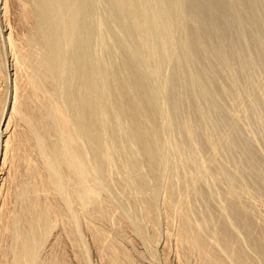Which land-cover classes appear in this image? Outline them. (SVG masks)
<instances>
[{
    "label": "bare ground",
    "instance_id": "1",
    "mask_svg": "<svg viewBox=\"0 0 264 264\" xmlns=\"http://www.w3.org/2000/svg\"><path fill=\"white\" fill-rule=\"evenodd\" d=\"M85 1L86 0H0V264H89L88 253H87L88 252V250H87L88 242L92 246L95 257L98 259L100 264H137L138 262L137 263L135 262L131 253L128 251L129 247L127 248L128 249L127 250L125 245L120 244V242L122 240L119 242V238L122 239L124 237L123 239H125V237H128V235L131 234L129 232L133 231V233H137L134 235H137V237L140 236L139 239L141 238V240H139V241H142L144 243V245H145V243L147 245V244H152L153 242H156V237L158 236L157 235V229L158 228H157V226L155 227L156 222H154V220L156 221V218H155V216L150 215V212L153 210L155 213L154 209L158 208V207L152 206L151 202H149L150 200H152L151 198L153 196L151 198L149 197L150 200H148L146 198V195L148 193L145 195L143 193L146 190L144 186H147L149 189L151 184L149 186L146 184L152 183V181L150 180L151 182H148V180H146L147 176H145L146 179H145V177H143V179L146 180L147 182L145 183L143 181L145 183V185L142 182V178L139 176V175H141V173L139 174V172L137 171L138 170L137 168L139 167L137 165L140 164L141 162L138 164H137V162L135 163L137 165L134 166L133 168L137 169L136 172L134 171L135 174L136 173L137 174L136 175L133 174L134 176L131 173L132 170L130 172V170H129L130 168L127 166L128 164L123 162V166H124V164H126V166L128 168L127 171H129L127 173H129L130 175L125 176V174L127 175L126 172H125V174H124V172H120V173H123L124 175H122V177H118V178H122V179L114 178L115 176L118 175L117 174L118 172L115 173L116 175L113 172L114 177H113V175L111 176L110 174L106 175L107 172H105V170L107 168L103 167V165L108 166V165H110V163L116 164V162L114 163L111 161H114V159H113L114 154L112 152L117 147L116 145L118 143L117 142L118 140L113 141L112 140V139H114L113 137L111 139L112 140L111 143L113 144V142H115V144H116V145L114 144L115 148L113 151H111V149H113V148H109V147H113V145L110 146L111 144L109 143L110 145L108 146L105 143L106 141L108 142V139L111 138V136L109 138L107 137L108 138L107 139V138H105L106 136L103 135V136H105L103 138L102 134H103V132H104V134L106 132L105 131L102 132V130L104 129V126H103V129H100L101 123H99L100 117H102L101 113H103V112H101V110H102V106L104 105L103 104L104 102L102 101L101 104H103V105H100L101 100H100V98H98L99 95L97 93V89L99 88L101 90L103 87H101V85H100L101 88L97 87L98 85H97V83L96 84L94 83L95 79H93L95 74L93 76H91L93 73H90L91 75L88 73V72H90V69L88 67L92 68L88 64L90 62L87 63L88 66H86L87 68L85 67L86 71H84L83 66L86 64L85 62L89 59L86 60V58H84V61L86 60L84 62L83 61V53L86 54L85 51L87 49H90V48H88L89 46L85 47V50L83 51V49H84L83 46L85 45V43H82L83 44V45H81L82 48H80L82 50L80 51V49H78L79 46L76 45V41H75V40L80 39L81 38L80 36L83 35L80 31L83 30L82 28H85V27L80 28L82 25H85L86 28L88 27V30H89V26H88L89 23H88V25H86L87 23L83 22V21H86V19H87V18L85 19L86 16L85 17L83 16L84 18L82 16H80V14H81L80 8H81L82 4L84 5V3H86ZM106 1L109 4L108 6L109 7L111 6L110 11H113L112 13H113L114 17L116 15L115 13H117L118 17L120 18V20H118L119 19L118 17H117L118 19L115 18L116 21L117 20L122 21V23H124L126 28H128V30L132 33V35H134V33H136V37H135L136 39H137V37H139L140 41L138 43L140 44V48H137L136 50L142 49V51L143 50L147 51V52L149 51L148 53L150 54L152 51V48H153V44H150V43L153 42L154 37L159 36L157 41H159L161 43L162 40H159V38H161L162 35L164 36L166 34H169V33H166L165 29L161 30V31H165L164 33H166V34H164V33L160 34L161 33L160 29H161V27L163 28V26L161 25V27H160V25H159L160 23L158 21H160L162 24H165L166 22L170 23V21L167 20L168 18L166 17V15L168 14V12L172 13V11H170L172 7H173L172 10L175 9V7L172 6L174 3L173 2L174 0H172L171 2L167 0V2L169 4L167 6H166V4L164 5V3H163V2H165L164 0H158L160 2H157V5H159L160 7H156V8L154 7V6H156V2H155L156 0L152 1V3L150 2V0L149 1L148 0L147 1L146 0H106ZM248 1L250 2L251 0H245V2H246L244 4L245 6H247L246 4L248 3ZM254 1H256V0H254ZM254 1H252L250 3V6L253 5V9L255 7L257 9L258 5L256 4L257 6L256 5L254 6ZM259 1H261V0H259ZM178 2H179V0L175 1V3L177 5H178ZM209 2H210V0H209ZM240 2L241 1H239V3ZM261 2H263V1H261ZM158 3H161V4H158ZM206 3H205V5H206ZM231 3L233 4V2H231ZM211 4H212V2L208 6L209 7L212 6ZM177 5H175V6H177ZM207 5H206V9L211 10V8H207L208 7ZM237 5L238 4H235L234 7H236ZM263 5H261V6H263ZM214 6H217V5H215V3H214ZM241 6L242 5L239 4L240 8L244 7V6H242V7ZM217 7H219V6H217ZM217 7H215V8H217ZM231 8H233V7L231 6ZM176 9L179 11V8H176ZM176 9H175V11H177ZM220 9H218V10L221 11ZM218 10H217V13H219ZM247 10H249V13H251L252 16L248 12H245ZM247 10L243 11V16L246 15V13H248L249 16L246 15L247 17H245V16L243 17L241 11H240L241 12V15H240L239 14L240 12H237V10H236V15L238 13L239 17H238V15L236 17H235V15L233 16V14L235 13V10H233V12H232L233 14L232 13H230V14H232L233 18L235 17V19H238V18H239L238 20L243 19L242 21H244V22L240 21L241 24L239 22V25L240 26L242 25V27H244L247 24V23H245L246 18H247V21L252 19L250 21V24L251 23H253V24H251V25L247 24V27L251 28L253 30L252 32H253L254 36L255 37L257 36V38H258L257 39L253 36L256 40H258V42H259V43H257L258 45L256 43H253V41L255 39L252 40L249 38L250 39L249 42L252 40L251 43L256 44L255 48H254V49H256V50H254V52L256 51V53L251 55L250 50L252 49L251 47H253V44L246 42L248 44V46L246 45L245 48L247 47L246 49L247 50L249 49L250 54L248 53V51L246 49L245 50L247 52L242 51L241 49H243L244 46H243V48H242V46H240L241 47L240 50L242 52L237 50L238 52H240L239 54H241V55L237 54V56L239 57V59H242L240 61H243L242 63L245 64L244 66H248L249 64L250 65L254 64L252 67L250 65L248 67H250L251 69H254L253 71H256L258 68L255 70V68H256L255 64L259 65V63L261 64L262 61L264 60V40H263L264 38H261L259 35H257V34H259V33H257L258 30L255 28L253 29V27H254V25L257 26L259 24H260L259 27H261L262 25L264 26V24H263L264 23V17L260 18L261 15H264V11L262 12L263 14L261 13V11L264 9L261 10V7L259 9V6H258V9H257L258 12L257 13H255V11H256L255 9H254L255 11H252V12H250L251 9L247 8ZM85 11H87V10H85ZM214 11H215V9L213 10V8H212L211 12H209V11H207V12L214 15ZM222 12L224 13V11H222ZM253 12L255 15L261 13L260 16L257 15L258 18L256 16V18H257L256 20L259 19L258 21H254L255 16L253 15ZM109 13L111 14V12H108V14ZM175 13L176 12L173 11V14H175ZM86 14L87 13H85V15ZM173 14H171V15H173ZM113 15H112V17H113ZM171 15L169 14L168 17L169 16L172 17ZM218 15L219 14H217V16ZM223 15L222 14L220 15L221 16L220 19L222 17H224ZM226 15H225V17H227ZM79 16L82 18L80 19ZM240 16H242V18ZM173 17H175V15ZM215 17H214V19H216ZM88 18H91V17H88ZM164 18H165V20H164ZM83 19H85V20H83ZM173 19H175V18H173ZM177 19H179V18L177 17ZM181 19L183 20V18H181ZM238 20H236V21H238ZM222 21H224V20H222ZM259 21H260V23H258ZM232 22H230V23H232L233 27L236 26L234 23L235 20ZM255 22H257L258 24H255ZM261 22H263V23L261 24ZM172 23H173V21H172ZM177 23H179V22H177ZM243 23H245L244 26H243ZM120 25L122 27L123 24H121V22H120ZM216 25H217V23H216ZM173 26H172V28H173ZM219 26H223V25H219ZM219 26H218V29H219ZM240 26H238V24H237V27H240ZM263 26H262V30L260 32V35L262 32H264ZM151 27H154L155 30H157L156 28L160 27V29L158 28L160 32H157L158 31L157 30L156 36H153L152 31H150ZM223 27H221V29ZM86 28H85V30H83V32L86 31ZM100 28H101V26H100ZM154 28H152V29H154ZM256 28H258V26ZM124 29H122V30H124ZM226 29H227V27H226ZM240 29H241V27H240ZM245 29H246V26L244 27V29L242 28V31L244 30L243 32H245ZM247 29H246V31H247ZM90 30H91V28H90ZM128 30H126V31H128ZM229 30H230V28H229ZM256 30H257V32H254ZM222 31L224 32V30H222ZM92 32H93V30H92ZM95 32L98 33L99 29L97 31L95 30ZM236 32L238 33V31H236ZM243 32H241V33L243 34ZM97 33H96V35H98ZM233 33L235 34V32H233ZM237 33H236V35H238ZM248 33H250V31H248L245 34V36L243 34L244 37L242 39H244L246 36L249 37L250 35H248ZM100 34H101V32L99 33V35ZM263 34L264 33H262V35ZM172 35H173V32H171V35H168L169 38H170V36L172 37ZM83 36H85V33ZM83 36L80 40L84 39ZM77 37H80V38H77ZM148 37H150V38L152 37L153 38V39H151L152 41H150ZM237 37H239V36H237ZM88 38L89 37L85 38L86 42H87V40L90 39V38L89 39ZM165 38L166 39L168 38L167 35L165 36ZM165 38L162 37L163 40H166ZM224 38H225V35H224ZM227 38H229V37H227ZM251 38H252V35H251ZM155 39H157V37ZM259 40H263V41H261V43H260ZM84 41H82V42H84ZM148 41H150V42H148ZM219 41H220V39H219ZM228 41H229V39H228ZM98 42H100V41H98ZM164 42L162 43V45L161 44L159 45V46H161L160 48L164 47V45L167 43V42H165V44H164ZM201 43H203V42H201ZM210 44H208V45H210ZM217 44H215V46H217ZM220 44H221V42H220ZM238 44H242V43L239 41ZM105 45H107V44L105 43ZM212 45H214V44H212ZM74 46H76V47H74ZM235 46H236V44H235ZM235 46L233 45V47H235ZM249 46H251V47H249ZM73 48H76L79 50L78 54L76 53L77 55L75 53H73V51H72ZM222 48H223V46H222ZM229 48H226V51ZM236 48L238 49L239 47L236 46ZM155 49H156V47H155ZM223 49H221V50H223ZM218 50H220V49H218ZM218 50H217V52H220ZM231 50L233 51L234 48ZM93 51H96V50H93ZM252 51H253V49H252ZM138 52L139 51H137V53ZM223 52H224V50H223ZM143 54H144V52H143ZM185 54H186V52H185ZM151 55L152 54H150V56ZM216 55H217V53H216ZM219 55H220V53H219ZM224 55L222 56L223 58H225ZM146 56H149V55L147 54ZM208 56H209V54H208ZM234 56L236 57V54ZM234 56H232L233 59H234ZM90 57H91V55H90ZM227 57L229 58V56H227ZM214 59H217V58H214ZM219 60L223 61V59H219ZM82 62L85 63V64L83 63L84 64L83 66H82ZM225 62H226V60L222 63H225ZM218 63H220V62H218ZM233 64H234V62H233ZM92 65H94V64H92ZM126 65H127L126 67H129V66L131 67L130 62H127ZM141 65H143V64H141ZM145 65H146V63H145ZM223 65L225 67L227 66L226 64H223ZM215 66H216V64H215ZM219 66H221V65L219 64ZM229 67L227 68V71L229 70ZM147 68H148V66H147ZM237 68H239V67H237ZM87 70H89V71H87ZM134 70H135V68H134ZM217 70H219V69H217ZM223 70H224V68H223ZM246 70H247V68H246ZM248 70H247V72H248ZM250 70H249V72H250ZM260 70H261V68H260ZM260 70H259V72H260ZM227 71H226V73H227ZM234 71H236V70H234ZM91 72H93V71H91ZM122 72H123V70H122ZM128 72L130 73L129 70H128ZM137 72L138 71L136 69V73ZM107 73H108V71H107ZM254 73H258V71L254 72ZM202 74H203V72H202ZM74 75H75V77H77L79 79V84H80V86L82 85L84 92L82 93L81 96L78 94L80 96L79 98H77L78 96H76V98L73 96L74 102L75 101L76 102L71 104L70 99H69L70 103L68 102V97H70L69 96L70 95L69 92L71 91L70 85H72L71 84L72 82H70V80H72L74 78ZM129 75H131V77H132V74H129ZM251 75H252V77H250ZM253 75L256 78H254ZM256 75L250 74L248 76H249V78H251V80H254L255 82H257L256 79H258L260 81V84L258 81V83L257 84L254 83L255 84L254 85V84H251V82H252L251 81V82H248L247 85L245 84L247 86L245 89H244L243 85H241L242 90L237 85H234V87L232 86L233 89L231 88V86L221 89V87L218 84V86L221 90L218 89V92L219 91L220 92H219L217 99L220 98V96H224L223 94H225L224 98L229 96V97H227V98H230L229 103L231 104V106H229V107L231 109H233L234 111L236 110V112H233L230 108L229 109L231 111H229V109H228V112L235 113L234 117L236 116V113L238 111H240L238 113H242L241 114L242 116L240 115L241 117L245 116L243 114H246V113L248 114L247 111L249 109H252V112H253V110L257 111V109L264 112V82H263V79L260 80L258 78V76H256ZM126 76H128V75H126ZM131 77L128 80L132 79ZM138 77H140V76L138 75ZM138 77L135 80H133V79L130 80L129 85L132 84L130 87L126 86L128 84V82L126 84V83H122L123 81H121L122 84H126L124 87L125 88L127 87L126 88L127 91L123 93V95H124L122 97L123 99L120 97L122 99V101L119 98V99H117V102H119L118 103L119 107H121V105L123 103L124 109H126L125 113H128L127 111H129L130 116H129V113L127 116L130 117V118L128 117L130 119V123L128 122L127 125L129 124L128 129L130 128L128 131V132H130L129 134L131 136H133V137H131L133 140L132 143L136 144L139 147V149H137V150L140 151L141 155L144 158V160L142 159V162L145 161V163L148 164V165L147 164H145V165L149 166V168L152 169L153 167L156 168L158 161H161V160H159V157H160L159 156L160 153L158 152L159 148L156 146L155 142L153 141V136L155 134L153 135L151 133L152 131H150V128H149V124L151 127L152 126L151 123H153L151 121V116H153V114L151 115L150 113H154L155 116L158 113L154 112L157 110H153V107H151L152 106V104L150 103L151 98L149 99L150 102L147 100L148 95L146 96L147 97L146 100L143 99L147 103V104L145 103L146 105H145L144 110L146 113H149L151 115V116L150 115L148 116L149 118L147 117V115L145 116L148 118V120H150V121H148V120H145V121L151 122V123L146 122L148 127L146 126L145 122H142V120H141L142 115L140 114V112L135 111V110H137V108L135 109V103H133L132 102L133 100H131L133 97L131 98L129 95H134L131 93V91H136V93L139 94V92H141L144 88H146V87H144L145 82L142 79H139ZM230 77H231V75H230ZM234 77H235V75H234ZM262 77H263V75H262ZM94 78H96V77H94ZM151 78H153V76ZM252 78H254V79H252ZM128 80H125V81H128ZM228 80H229V78H228ZM106 81H108V80H106ZM214 81H215V79H214ZM235 82L237 83V80H235ZM235 82L232 81V83H235ZM219 83H221V82H219ZM227 83H229V82H227ZM232 83H230V84H232ZM116 84H117L116 87L120 89L121 86L118 83H116ZM118 85H119V87H118ZM114 86H115V84H114ZM236 87H239V88L235 89ZM129 88H131V89H129ZM226 88H230V89H226ZM104 89L105 88H103L102 91ZM114 89H115V87L112 89V91H111L112 93H113ZM100 90H99V92H100ZM118 93H119V90H118ZM118 93L116 91V95H118V97H119V94H121V93H119V94ZM128 93H130V94H128ZM133 93H135V92H133ZM166 93H168V92H166ZM101 94H102V92H101ZM101 94H100V96H102ZM114 94H115V92H114ZM199 94H201V93H199ZM103 95H105V94L103 93ZM116 95H115V97H116ZM96 97H97V99H96ZM135 97H134V99H137ZM137 97L139 98V95ZM140 98H142V97H140ZM111 100H113V99H111ZM117 102H116V104H117ZM217 102H219V100H217ZM224 102H226V101H224ZM111 104H112V102H111ZM219 105H220V102H219ZM219 105H218V107H219ZM157 106H159V105L157 104ZM221 106H222V103H221ZM256 106H258L260 108L256 109ZM119 107L117 105L118 109H119ZM122 108L120 109L121 112H122ZM223 108H221V109H223ZM225 108L227 109L228 107H225ZM113 109H114V107H113ZM155 109H157V108H155ZM108 110H109V108L106 111H108ZM255 111L253 113H255ZM109 112L110 111H108V113ZM123 112H124V110H123ZM244 112H246V113H244ZM252 112H249V113L251 114ZM117 113H119V112H117ZM260 113H262V112H259V115H260ZM111 114L112 113H110V115ZM223 114H224V112H223ZM252 114H251V117H253ZM99 115H100V117H99ZM229 115H230V113H229ZM105 116H106V113H105ZM112 116L113 115H111V118L109 117V119H111V120H109L108 122H110V123H111L112 119H116V118H112ZM232 116H233V114H232ZM237 116H236V119H237ZM256 117H257V115H256ZM119 118H120V116H119ZM155 118H157V117H155ZM231 118L233 119V121ZM245 118H242V119H245ZM236 119H235V122H236ZM239 119H240V117L238 118V121H239ZM242 119L240 120V122H242V124H243ZM102 120H103V117H102ZM102 120H101V122H102ZM220 120H222V119H220ZM228 120L234 122V118L231 117V115H230V119H228ZM247 120H249V119L247 118ZM119 121H121V120H119ZM114 122H115V120H113V123ZM113 123H111V124H113ZM223 123H224V121H223ZM229 123H228V127H231L229 125ZM237 123H235V124L237 125ZM238 124L240 125V123H238ZM153 125H155V123ZM198 125H200V124H198ZM108 126L109 125H107V127ZM152 127H153V129L156 128L154 126H152ZM234 127H233V123H232V128L234 129ZM232 128H227L226 132L228 133V129L231 132ZM241 128H243V127H241ZM156 130H157V128L154 130V133H156ZM208 130L209 129H207V131ZM106 131L108 132V129ZM118 131H119V129H118ZM254 131L255 130H253V132ZM159 132H160V130H159ZM240 133H241V131H240ZM115 134H117V133L115 132ZM119 134H120V132H119ZM197 134H199V133H197ZM233 135H234V133H233ZM120 136L118 139H120ZM203 136H206V135L203 134ZM116 137H117V135H116ZM199 137L201 138V136H199ZM215 137H217V136H215ZM102 138L106 139L105 142H104V140H102ZM155 138H156V136H155ZM203 138H205V137H203ZM211 138H213V137L211 136ZM188 139H189V137H188ZM221 139H223V138H221ZM221 139H219V140L221 141ZM224 139H226V138L224 137ZM236 139L237 138L235 137V140ZM244 139H245V137H244ZM257 139H259V138H257ZM123 140H124V138H123ZM212 140H210V141H212ZM232 141H234V140H232ZM129 142H131V140ZM204 142H205V140H204ZM219 142H217V143H219ZM243 142H245V140ZM196 143H198V142H196ZM227 143L229 144L230 141ZM236 143L237 142H235V144ZM240 143L241 142H239V145H240ZM245 144H246V142H245ZM231 145H232V143H231ZM242 145H244V144H242ZM242 145H240L241 148H242ZM120 146H121V144H120ZM120 146L118 148H120ZM190 146H191V144H190ZM232 146H234V145H232ZM122 147H124V146H122ZM164 147H165V145H164ZM199 147L201 148V146H198L197 149ZM215 148H213L212 150L215 151ZM229 148H226V149H228L227 150L228 152L233 150V149L229 150ZM236 148H238V146ZM129 149L130 148L128 147L127 150H129ZM226 149H224V150H226ZM202 150H204V149L202 148ZM249 150H250V148H249ZM159 151H163V150H159ZM209 151H211V150H209ZM246 151L247 150H245L244 152H246ZM114 152H116V150ZM117 152H118V149H117ZM203 152H205V151H203ZM211 152L209 154H211ZM215 152L217 153L218 151H215ZM215 152H212V153L215 155ZM219 152L221 153V151H219ZM239 152H240V150H239ZM124 153H128V152H126V150H125ZM117 154H119V153H117ZM224 154H223V156H224ZM227 154H229V153H227ZM133 155H131V156H133ZM165 155H167V154L165 153ZM237 156H238V154H237ZM198 157H200V156H198ZM210 157H211V155H210ZM137 158L135 157V160H137ZM162 158H164V157H162ZM191 158H193L192 155H191ZM206 158L208 161V157H206ZM246 158H247L246 160H248V156ZM253 158H255V157H253ZM201 159H200V161H201V163H203L204 161H203V159L202 160ZM214 159H216V158L211 157L209 162L213 161L215 164L216 160L214 161ZM163 160L164 159H162V161ZM233 160H231V161L233 162ZM242 160H244V159H242ZM250 160H252V159H249L248 161L251 162ZM256 160H258V158H256ZM259 160H260V158H259ZM116 161H118V160L116 159ZM167 161H169L168 157H167ZM228 161H229V159H228ZM252 161H254V160H252ZM205 162H206V160H205ZM246 162L244 163L245 166H247ZM249 162H247V163H249ZM255 162H254V164H255ZM160 163H162V162H160ZM223 163H225V162H223ZM242 163L243 162H241L240 165ZM117 164L115 165L116 167L118 166ZM155 164H156V166H154ZM166 164H168V163H166ZM203 164H205V163H203ZM211 164L212 163H210V167H208L207 169H209L210 171L212 170L211 173L209 172V170H208V172H209L210 176L212 174L211 178L213 177L214 179H212L210 181L216 180V181H214V183H216V187H214V188L217 189V192H216L217 194L216 193L215 194L216 195L220 194V197H218V198H220L219 199V207L217 208L218 205L215 206L216 208L213 207L214 209H217V212H216L217 214H215V216H209V215L204 214V213L203 214H196V212H192L193 209H196L193 206L194 203L192 205L189 204L190 205L189 207L193 208L191 210L189 207H187V205H188L187 203H189L188 200L186 199L187 201H185V198L183 197L184 198L183 199L181 197V195H180L181 193L180 194L176 193L177 197H175L171 194H168L170 192H167V191L170 188L169 189L167 188V191H166L167 192L166 194H168V195L165 196L163 194L165 197L163 196L164 198L163 197L161 198L162 203L161 202L160 203L163 204V207L166 208V209L165 208L161 209V210L165 209V212L163 213L164 214L163 215V218H164L163 222L165 223V225L167 227L165 225L164 226L166 228H170L168 230L169 232L167 231L164 233L167 237V240L169 239L170 241H172V245H173L172 260H170V261H173V263L172 262L171 263L172 264H264V171L262 173H260V168H258L255 171H253L254 173L248 172L251 175L254 174L253 177H254V180H256V181H254L255 182L254 184H256L255 188H252L253 191L250 188V190H251L250 191V190H248V188L246 186L245 187L244 186H238V184L241 181L238 178L237 179L240 181H239V183L237 182L238 184H235V182H236V179H234L235 177H232V175L229 172L225 171L228 167L223 166L224 168H226L225 170H223V168L220 167V166H222V164L219 166V163H218V166L212 164L214 167L211 168V166H212ZM227 164H226V166H227ZM119 165H120V163H119ZM160 165L161 164H159V167H160ZM172 165H173V163H172ZM206 165H208V164H206ZM251 165H253V162H252V164H250V166ZM259 165H261V164H259ZM110 166H113V165L111 164ZM110 166H108V168H110ZM102 167H103V171H102ZM116 167H114V168L116 169ZM119 167H121V166H119ZM133 168H131V169H133ZM110 169L112 170V167ZM122 169L124 170V168H122ZM122 169H121V171H123ZM161 169L159 168L158 170H161ZM207 169H206V171H207ZM109 170H107V171H109ZM111 170H110V173H111ZM176 170H178V169H176ZM249 170L252 171L251 168ZM116 171H120V170L116 169ZM147 171H149V173L151 172V170H147ZM230 171H231V173H233L232 168ZM101 172H102V174L104 172L103 175H104V177L107 178L106 179L107 182L117 186L116 188L120 187L122 189V192H125V193L129 192L131 194L132 191H130V189H131L132 185H134V187H132L133 189H131V190H133V192L135 190H137L135 193L138 194V192H139L140 196L137 195L139 197L138 201H137V198H134V197H133V200L136 204L141 203L142 207L139 206L141 208V210L139 211V214H141L142 208H143V212H142L143 216H141L142 214L139 216L138 215L136 216V214L134 216V214H132L135 217V218H132L133 216L131 214H129V215H131V216H129L126 212H124V209H123V211H119L117 206H115L117 203L115 205H113L114 203L109 198H107V196H105L107 194H105V193H104L105 195L103 194V192H106L107 188L104 187L105 184H103L101 182V180H99ZM153 172H151V173H153ZM159 173H161V171ZM181 173H182V171H181ZM102 174H101V178H102ZM155 174L156 173L151 174L152 177L155 176ZM158 174H156V175H158ZM163 174H164V172H163ZM175 174H177V172ZM178 174H180V173H178ZM241 174H239V175H241ZM171 175H172V173H171ZM183 175H186V179H187V177H188L187 174L184 173ZM198 175H199V173H198ZM123 176H125V177H123ZM142 176H144V174ZM159 176H160V174H159ZM179 176L178 177L176 176V177L179 179ZM233 176H235V175H233ZM162 177H160V178H162ZM171 177L172 176H170L169 178H171ZM194 177H196L195 174H194ZM148 178H151V177H148ZM153 178H151L153 181L158 179V178L155 179V177H153ZM206 178L208 180V176L205 177V179ZM180 179H182V178H180ZM188 179H189V177H188ZM188 179L186 181H188ZM180 181L178 180L177 184H179L181 186ZM189 181H191V180L189 179ZM103 182H104V180H103ZM182 182H183V179H182L181 183ZM192 182H194V181H192ZM173 183H175V181ZM185 183H187V182H185ZM129 184H132V185L129 186ZM211 184L212 183L210 182V185L208 184V186L212 187ZM241 184H243V183H241ZM161 185H162V183H161ZM172 185L174 186V184H172ZM201 185H202V183H201ZM106 186H107V183H106ZM154 186H153V189L160 188L158 185H157L158 187L156 186V188H154ZM111 187H112V185H111ZM183 187H185V186H183ZM104 188H106V189H104ZM142 188L144 190L143 192L141 191ZM180 188H181L180 191L184 189V188L182 189V187H180ZM194 188H196V187H194ZM121 189H118V190H121ZM150 189H152V188H150ZM109 190H107V192ZM158 190H160V189H158ZM164 190H166V189H164ZM141 192L143 195L141 194ZM151 192H153V191H151ZM174 192H175V190H174ZM195 192H197V191H195ZM206 192L202 191V192H200V194L198 196H199V199H200V197L202 199H205L204 203L206 202L205 204L209 205L207 203V201H209V200H206V199H208L209 191L207 193ZM153 193H155V192H153ZM192 193H194V192H192ZM197 193H196V195H197ZM211 193L213 194V191ZM211 193H209V194H211ZM156 194H157V192H156ZM206 194H207V197H206ZM151 195H152V193H151ZM158 195H159V193L157 194V197H159ZM127 196L129 197L130 195H127ZM134 196H135V194H134ZM194 197H196V196L194 195ZM209 197H210V195H209ZM212 197H213V195H212ZM216 197H214L215 200H216ZM111 198H112V196H111ZM122 199H123V197H122ZM126 199H128V198H126ZM112 200H114V199H112ZM152 202H154V201H152ZM184 202L185 203L187 202L186 205L184 204ZM215 204H218L217 201L215 202ZM156 205H157V202H156ZM153 207H154V209H153ZM197 207L199 208V206H197ZM213 208H212V210H213ZM120 210H122V209H120ZM168 210H170V211L168 212ZM158 211H157V213H158ZM133 212H135V211H132L131 213H133ZM170 212L171 213L173 212V213L171 214ZM207 212H208V210H207ZM128 213H129V211H128ZM157 213H156V215H157ZM133 219L136 221H134ZM143 222L145 224L151 225L152 229L151 230L149 229V230L152 232H150V234L145 233L147 231H145L146 228L144 229V226H143L144 224L142 225ZM104 225H106V227ZM142 226H143V228H142ZM143 229H144V231H143ZM162 235L163 234H161V235L159 234V237ZM135 238H136V236H135ZM130 240H132L131 237H130ZM169 240H168V242H169ZM137 241L138 240H136V242ZM164 241H165V239H164ZM123 242H126V241H123ZM165 242L162 243L163 249L165 248V245H166ZM122 245L125 247H123ZM168 245L170 246V243ZM169 246H167V248H169ZM154 247H155V245H154ZM148 248H150V247H147V250H148ZM164 250H166V249H164ZM153 251H155V250H153ZM153 251L150 250V253L148 252L150 254L149 255L150 257L154 256ZM168 251H170V250H168ZM139 263H140V261H139ZM151 263H152V260H151ZM152 264H154V263H152ZM162 264H164V263H162Z\"/></svg>",
    "mask_w": 264,
    "mask_h": 264
},
{
    "label": "rangeland",
    "instance_id": "2",
    "mask_svg": "<svg viewBox=\"0 0 264 264\" xmlns=\"http://www.w3.org/2000/svg\"><path fill=\"white\" fill-rule=\"evenodd\" d=\"M147 1V0H146ZM149 1V0H148ZM152 1H154V0H150V2L152 3ZM165 2H163L164 3V5L166 4V6L167 5H169L168 4V2H167V0H164ZM168 1H172V0H168ZM175 1H178V0H174L173 2V5L172 6H174L175 7V9L176 8H179V11L177 10V11H175V9L174 10H172V8H171V10L170 11H172V13H170V12H168V14L166 15V17L168 18H166L167 20H169L170 21V23H165V24H162L160 21H158L160 24V27H161V25L163 26V28L161 27V29H160V27H158L159 29H160V31L161 30H164L165 29V31H166V33H169V34H166V33H164L165 31H161V33L160 34H166L167 35V39L165 38V36L166 35H162L161 36V38H159V40H162V42L160 43L159 41H157L158 40V37L159 36H156V33L157 32H160L159 31V29L158 28H156L157 30H155V28L154 27H151L149 30L150 31H152V35L153 36H156L157 37V39H155L156 37H154V39L151 37H148L149 38V40L150 41H152L151 39H153V42H151L150 44H153V48H152V51H151V53L150 54H152L151 56H150V54L147 52V51H142V49H138V50H136L137 48H140V44L138 43L140 40H139V37H137V39L135 38L136 37V33H134V35H132V33L128 30V28H126V26L124 25V23H122V21H118V20H120V18L118 17V15H117V13H115L116 15H115V17H114V15H113V11H110L111 10V6L109 7L108 5V2L106 1V0H86L85 2L86 3H84V5L82 4V6H81V8H80V12H81V14H80V16H86L85 17V19H86V21H83V22H85V23H87L86 25H88V23H89V30H88V27L86 28V26L85 25H82L80 28H82V27H85L86 28V31L85 32H83V30H85V28H82L83 30H81L80 32L84 35V33H85V36H83V35H81L80 37L82 38V36L84 37V39L83 40H80L81 38L80 37H77V38H80V39H78V40H75L76 41V45L77 46H79V48L78 49H80V48H82V46L81 45H83L82 43H85V45L83 46V51L85 50V47H88V48H90V49H87L86 51H85V53L86 54H84L83 53V61H84V58H86V60L87 59H89V60H85L84 62L86 63H84V62H82V66H83V68H84V71H86V66H88V64L94 69H92V68H90V67H88L89 69H90V72H88L89 74L90 73H93L91 76H93L94 74V77H96V78H94L93 77V79H95L94 81V83L96 84L97 83V87H100V85H101V87H103V88H105L103 91H102V89L100 90L99 88L97 89V93H98V98H100V105H103L102 106V110H101V112H103V113H101V116L103 117V120H102V117H100V115H99V117H100V120H99V123H101V127H100V129H103V126H104V129L102 130V132L103 131H105L106 133L104 134V132H103V134H102V136L103 135H105V136H103V138L105 137V138H109L110 136H111V138H107L108 139V142L106 141L105 142V140L106 139H103L102 138V140H104V142L106 143V145H110V146H112L113 145V147H109V148H113V149H111V151H113L114 150V148H115V142H113V144L111 143L112 142V140L114 141H116V140H118L116 143H117V147L115 148V150H116V152H112L113 154H114V157H113V159H114V161H111V162H116V164L119 162L120 163V165H119V163L117 164L118 166L116 167L115 165L116 164H113V163H110V165L112 164L113 166H110V165H108V166H110V168L112 167V170L110 169V168H108V166L107 165H103V167L104 168H107L106 170H105V172H107L106 173V175L107 174H110L111 176L113 175V172H114V174L115 173H117L118 175L117 176H115L114 177V175H113V177L114 178H118V177H122V175H124L125 174V172L127 173V172H129V171H127L128 170V168H127V166L130 168L129 170H130V172H131V170H132V175L133 174H135V172H136V170L139 172V174L141 173V175H139L141 178H142V182L144 181L145 183L147 182L146 180H148V182H151L152 181V183H147L146 185H150V187H149V189L150 188H152L153 189V186H154V188H156V186L158 185L160 188H158V189H160V190H158L157 188L156 189H148V187L147 186H144L145 187V191L143 190V188H142V192L144 193V195L145 194H147L146 195V198L148 199V200H150L149 199V197L151 198L152 196V200H150L149 202H151V204H152V206H154V207H158V208H155L154 209V207H153V209L155 210V213H154V211L152 210L151 212H150V215H153V216H155V218H156V221L154 220V222H156L155 224V227L157 226V237H156V242H153L152 244H147L146 245V243H145V245H144V243L142 242V241H139V240H141V238L139 239V237H137V235H134V234H137V233H133V231H130L129 233H131V234H129L128 235V237H125V239H120L119 238V242H120V244H123V245H125L126 246V249L131 253V255H132V257L134 258V260H135V262L137 263V264H150L151 263V260H152V263H154V264H162V263H164V264H172L173 263V261H170V260H172V248H173V245H172V241H170L169 239V242H168V240H167V237H166V235H165V233L164 232H167L170 228H166L167 226L165 225V223L163 222L164 221V218H163V213L165 212V207H163V204H161L162 202V200H161V198L165 195V196H167L168 194H171V195H173V196H175V197H177V195H176V193H181L180 195H181V197L183 198H185V201H187L188 200V202L189 203H187L188 205H187V207H189L190 205L189 204H193L194 203V208H196V209H193V208H190L191 210H192V212H196V214H207V215H209V216H215V214H217L216 212H217V209H214V208H216L215 206H217V208L219 207V199L220 198H218V197H220V194H218V195H216L217 193V189H215L214 187H216V183H214V181H216V180H213V181H210V180H212V179H214L213 177L211 178V176H212V174H211V176H210V174H209V172L211 173V171L209 170V169H207L208 167H210V163H212V164H214V162L212 161V162H209V160L211 159V157H214V158H216V159H214V161H215V164L214 165H217L218 166V163H219V166L222 164V166H220V167H222L223 168V170H225L226 168H224V167H228L230 170H231V168H232V172L233 173H231V171L227 168L225 171L226 172H229L231 175H232V177H235L234 179H236V182H235V184H238L239 183V181H240V185L238 184V186H246L247 188H248V190H250V188H251V190L253 191V189L252 188H255V186H256V184H254L255 182L254 181H256V180H254V174H250V173H254L253 171H255L256 169H258V168H260V173H262L263 171H264V112L263 111H260V110H258L257 108H260V107H258V106H256V109H257V111H255V110H253V112L255 111V113H253L252 112V109H249L247 112H248V114L246 113V112H244V113H246V114H243V115H245V116H243V117H241L242 115V113H238V112H240V111H238L237 113H236V116L238 115L239 117H240V119H239V121H238V116H237V119H236V116L234 117V115H235V113H232V112H228V109L230 108L229 106H231V104L229 103V99L230 98H227V97H229V96H227L226 98H224L225 97V94H223L224 96H220V98H218L217 99V97H218V95H219V92H218V89L219 90H221V89H223V88H225V87H230L231 86V88L233 89V87H234V85H237V86H239L240 88H241V90H242V86L241 85H243V87H244V89L247 87L246 85L248 84V82H253L254 80H251V78H249V76L248 75H250V74H257L256 76H258V78L260 79V80H262L263 79V82H264V60L262 61V63L260 64L259 63V65L257 64H255V66H256V68H255V70L256 71H258V73H254V72H256V71H253L254 69H251L250 67H248V66H244L245 64H243L242 62L243 61H240V60H242V59H239V57L237 56V54H239L240 52H238V51H245V52H247L248 51V53L250 54V51H251V55L252 54H254V53H256V51L254 52V50H256V49H254L255 48V45L257 44V43H259L258 42V40H256L255 38H257V36L255 37L254 36V34H253V30L251 29V28H248L247 27V24H250V21L252 20H249V21H247V18H246V22L245 23H247L246 25H245V23H243V26L245 25L246 26V29H247V31H246V29H245V32H243L242 31V28L244 29V27H242V25L240 26L239 25V22L241 21V22H244V21H242V20H238V19H235V17L238 15V13H237V15H236V10H237V12H242V16H243V11H245V10H247V8L248 9H251L250 10V12H252V11H255V13H257L258 12V6H259V9H260V7H261V10L262 9H264V0H261V1H263V2H261V1H259V0H256V1H254V0H251L250 2L248 1V3L246 4L247 6H245L244 4L246 3L245 2V0H210V2H209V0H179V2H178V5L175 3ZM239 1H241L240 3H239ZM252 1H254V6L256 5L257 6V9H256V7L253 9V5H251L250 6V3L252 2ZM258 1V2H257ZM90 2V3H89ZM102 2V3H101ZM156 2V6H154L153 4V6L156 8V7H160L159 5H157V2H160V1H158V0H156L155 1ZM169 2V3H170ZM207 2V3H206ZM212 2V6H208V5H210V3ZM215 3V5H217V6H219V7H217V6H214V3ZM231 2H233V4L231 3ZM88 3V4H87ZM154 3V2H153ZM205 3H206V5L208 6L207 8H211V10H212V8H213V10L215 9V11H214V15L216 16H214V15H212L211 13H209V12H211V10L209 9V10H207L206 9V5H205ZM238 4L236 7H234L235 6V4ZM243 3V4H242ZM263 3V4H262ZM158 4H161V3H158ZM177 5V6H175V5ZM180 4V5H179ZM231 4V5H230ZM239 4H241L242 6H244V7H242V8H240L239 7ZM86 5V6H85ZM151 5V6H152ZM261 5H263V6H261ZM91 6V7H90ZM152 6V7H153ZM180 6V7H179ZM231 6L234 8H231ZM153 7V8H154ZM215 7H217V8H215ZM238 7V8H237ZM250 7V8H249ZM252 7V8H251ZM88 8V9H87ZM199 10H198V9ZM221 8V9H220ZM241 10H240V9ZM244 8V9H243ZM218 9H220L221 11H219V13H217V10ZM243 9V10H242ZM84 10V11H83ZM85 10H87V11H85ZM181 10V11H180ZM183 10V11H182ZM209 11V12H207V11ZM232 10V11H231ZM233 10H235V13L233 14L232 12H233ZM239 10V11H238ZM111 12V14L109 13L108 14V12ZM173 11L174 12H176L175 14H173ZM222 11H224V13L222 12ZM264 10H262L261 11V13L263 12ZM190 14H189V13ZM213 12V11H212ZM221 12V13H220ZM228 12V13H227ZM241 12L239 13L240 15H241ZM245 12H248L249 13V10H247V11H245ZM260 12V11H259ZM85 13H87L86 15H85ZM230 13H232L233 14V16L235 15V17L233 18V16H232V14H230ZM248 13H246V15L247 16H249L248 15ZM261 13L260 14H257L258 16H260L261 15ZM84 14V15H83ZM171 15V14H173V15H171L172 17H168V15ZM180 14V15H179ZM217 14H219L218 16H217ZM223 15L224 17H225V15L227 16V17H222L221 19H220V15ZM249 14H251V13H249ZM263 14V13H262ZM112 15H113V17H112ZM175 15V17H173ZM179 15V16H178ZM185 15V16H184ZM246 15H244L245 17H247ZM253 15L255 16V20L254 21H258V20H256L257 18H258V16L257 15H255L254 14V12H253ZM79 16V17H80ZM181 16V17H180ZM203 16V17H202ZM242 16H240L241 18H242ZM243 16V17H244ZM251 16H252V14H251ZM250 16V17H251ZM256 16H257V18H256ZM82 17H80V19L82 18ZM83 17V18H84ZM88 17H91V18H88ZM119 19H118V18ZM177 17L179 18V19H177ZM214 17L216 18V19H214ZM238 17H239V15H238ZM262 17H264V15H261V17L260 18H262ZM93 18V19H92ZM118 19L117 21H116V19ZM165 18H164V20H165ZM173 18H175V19H173ZM181 18H183V20L181 19ZM224 18V19H223ZM235 20V25L236 26H234L233 27V25H232V21H234L233 19ZM249 18V17H248ZM85 19H83V20H85ZM91 19V20H90ZM177 19V20H176ZM88 20V21H87ZM166 20V21H167ZM217 20V21H216ZM222 20H224V21H222ZM232 20V21H231ZM236 20H238V21H236ZM262 20V19H261ZM260 20V21H261ZM99 21V22H98ZM149 21V20H148ZM172 21H173V23H172ZM215 21V22H214ZM260 21L258 22V23H260ZM120 22H121V24H123L122 25V27H121V25H120ZM177 22H179V23H177ZM219 22V23H218ZM230 22H232V23H230ZM238 22V23H237ZM241 22H240V24H241ZM249 22V23H248ZM253 22V21H252ZM97 23V24H96ZM176 23V24H175ZM181 23V24H180ZM216 23H217V25H216ZM221 23V24H220ZM257 22H255V24H258ZM263 22H261V24H262ZM83 24V23H82ZM101 24V25H100ZM171 24V25H170ZM174 26H173V25ZM237 24H238V26H240L241 27V29H240V27H237ZM251 24H253V23H251ZM250 24V25H251ZM264 24V23H263ZM195 25V26H194ZM219 25H223V26H219ZM260 25V24H259ZM259 25H257L258 26V28H256L257 26L256 25H254V27H253V29L255 28V29H257L258 30V32H257V30L256 31H254V32H257V33H259V34H257V35H259L261 38H264V34L262 35V33H264V32H262L261 33V35H260V32H261V30H262V26L261 27H259ZM100 26H101V28H100ZM172 26H173V28H172ZM182 26V27H181ZM217 26V27H216ZM218 26H219V29H218ZM232 28H231V27ZM249 26V25H248ZM256 26V27H255ZM99 27V28H98ZM221 27H223L222 29H221ZM226 27H227V29H226ZM250 27V26H249ZM90 28H91V30H90ZM125 28V29H124ZM152 28H154V29H152ZM229 28H230V30H229ZM234 28V29H233ZM238 30H237V29ZM99 29V32L97 33V32H95V30L97 31ZM122 29H124V30H122ZM233 31H232V30ZM236 29V30H235ZM251 29V30H250ZM260 29V30H259ZM263 29H264V26H263ZM92 30H93V32H92ZM102 30V31H101ZM126 30H128V31H126ZM173 30V31H172ZM222 30H224V32L222 31ZM127 33H126V32ZM154 31V32H153ZM157 31V32H156ZM180 31V32H179ZM199 31V32H198ZM221 31V32H220ZM236 31H238V33L236 32ZM240 31V32H239ZM248 31H250V33H248V35H250L249 37H245L244 39H242L244 36H245V34L248 32ZM88 32V33H87ZM95 32V33H94ZM101 32V34L99 35V33ZM171 32H173V35H172V37L170 36V38H169V36L168 35H171ZM233 32H235V34L233 33ZM241 32H243V34H244V36H243V34L241 33ZM92 33V34H91ZM96 33L98 34V35H96ZM131 33V34H130ZM223 33V34H222ZM226 33V34H225ZM236 33L238 34V35H236ZM241 33V34H240ZM79 34V33H78ZM240 34V35H239ZM88 35V36H87ZM90 35V36H89ZM151 35V36H152ZM177 35V36H176ZM192 35V36H191ZM218 35V36H217ZM224 35H225V38H224ZM229 35V36H228ZM231 35V36H230ZM235 35V36H234ZM251 35H252V38H251ZM101 36V37H100ZM133 38H132V37ZM216 36V37H215ZM237 36H239V37H237ZM255 38H254V37ZM86 37H89L88 39L89 40H87V42H86ZM126 37V38H125ZM162 37H164L166 40H163L162 39ZM220 37V38H219ZM223 37V38H222ZM227 37H229V38H227ZM235 37V38H234ZM76 38V39H77ZM129 38V39H128ZM135 38V39H134ZM218 38V39H217ZM231 38V39H230ZM233 38V39H232ZM238 38V39H237ZM241 38V39H240ZM255 39L254 41H253V43H256V44H253V43H251L252 42V40L249 42V40L250 39ZM260 38V39H261ZM96 39V40H95ZM169 39V40H168ZM219 39H220V41H219ZM223 39V40H222ZM228 39H229V41H228ZM258 39V38H257ZM85 40V41H84ZM118 40V41H117ZM243 42H242V41ZM264 40V39H263ZM263 40H259L260 41V43H261V41H263ZM78 41V42H77ZM82 41H84V42H82ZM92 41V42H91ZM98 41H100V42H98ZM108 41V42H107ZM110 41V42H109ZM117 41V42H116ZM125 41V42H124ZM150 41H148V42H150ZM167 42L166 44H165V42ZM193 41V42H192ZM216 43H215V42ZM219 41V42H218ZM224 41V42H223ZM231 41V42H230ZM235 41V42H234ZM239 41L242 43V44H238L239 43ZM81 42V43H80ZM98 42V43H97ZM132 42V43H131ZM147 42V43H148ZM164 42V47H162V48H160L161 46H159L160 44L162 45V43ZM201 42H203V43H201ZM220 42H221V44H220ZM250 43V44H253V47H251V46H249V47H251L252 49H253V51H252V49L249 51V49L247 50L246 48H245V46L247 45L248 46V44L247 43ZM105 43L107 44V45H105ZM124 43V44H123ZM211 43V44H210ZM219 45H218V44ZM234 43V44H233ZM263 43V42H262ZM139 44V45H138ZM208 44H210V45H208ZM212 44H214V45H212ZM215 44H217V46H215ZM226 44V45H225ZM235 44H236V46L237 47H239L238 49L236 48V46H235ZM249 44V45H250ZM98 45V46H97ZM127 47H126V46ZM138 45V46H137ZM157 45V46H156ZM204 45V46H203ZM228 45V46H227ZM230 45V46H229ZM233 45L235 46V47H233ZM258 45V44H257ZM136 46V47H135ZM170 46V47H169ZM210 46V47H209ZM222 46H223V48H222ZM240 46H242V48H243V46H244V48L243 49H241V47ZM74 47H76V46H74ZM101 47V48H100ZM155 47H156V49H155ZM185 47V48H184ZM217 47V48H216ZM221 47V48H220ZM230 47V48H229ZM234 48V50L232 51L231 49H233ZM92 48V49H91ZM176 48V49H175ZM189 48V49H188ZM214 48V49H213ZM226 48H229L227 51H226ZM78 49H76V48H73L72 49V51H73V53H77L78 54V52H79V50ZM212 49V50H211ZM218 49H220V50H218V51H220V52H217V50ZM221 49H223L224 50V52H223V50H221ZM241 49V50H240ZM247 51H246V50ZM82 49H80V51H81ZM90 50V51H89ZM93 50H96V51H93ZM157 50V51H156ZM166 50V51H165ZM201 50V51H200ZM215 50V51H214ZM238 50V51H237ZM93 51V52H92ZM137 51H139L138 53H137ZM141 51V52H140ZM159 51V52H158ZM189 51V52H188ZM199 51V52H198ZM227 53H226V52ZM233 53H232V52ZM236 51V52H235ZM241 51V52H242ZM120 52V53H119ZM143 52H144V54H143ZM182 52V53H181ZM185 52H186V54H185ZM231 52V53H230ZM100 53V54H99ZM117 53V54H116ZM146 53V54H145ZM179 53V54H178ZM216 53H217V55H216ZM219 53H220V55H219ZM76 54V55H77ZM149 55V56H146V55ZM160 54V55H159ZM208 54H209V56H208ZM214 54V55H213ZM222 54V55H221ZM225 54V55H224ZM233 54V55H232ZM236 54V57L234 56ZM90 55H91V57H90ZM165 55V56H164ZM212 55V56H211ZM224 55V57L225 58H223L222 56ZM229 56V58L227 57V56ZM239 55H241V54H239ZM113 56V57H112ZM117 56V57H116ZM214 56V57H213ZM232 56H234V59H233V57ZM219 57V58H218ZM183 58V59H182ZM187 58V59H186ZM214 58H217V59H214ZM237 58V59H236ZM241 58V57H240ZM135 59V60H134ZM219 59H223V61L222 62H224L225 60H226V62L225 63H222ZM225 59V60H224ZM231 59V60H230ZM165 60V61H164ZM218 60V61H217ZM234 60V61H233ZM239 60V61H238ZM94 61V62H93ZM99 61V62H98ZM232 61V62H231ZM88 62H90V63H88ZM127 62H130L131 63V67L129 66V67H126L127 65ZM216 64V66L218 67H216L215 66V64ZM217 62V63H216ZM218 62H220V63H218ZM233 62H234V64H233ZM84 63V64H83ZM88 63V64H87ZM145 63H146V65H145ZM206 63V64H205ZM222 63V64H221ZM92 64H94V65H92ZM135 64V65H134ZM141 64H143V65H141ZM219 64L221 65V66H219ZM223 64H226L227 66L225 67ZM243 64V65H242ZM177 65V66H176ZM230 67H229V66ZM234 65V66H233ZM254 65V64H253ZM252 64L250 65L251 67L253 66ZM263 65V66H262ZM123 66V67H122ZM135 66V67H134ZM146 66V67H145ZM147 66H148V68H147ZM86 67V68H85ZM229 67V70L227 71V68ZM235 67V68H234ZM237 67H239V68H237ZM261 68V70H260V68ZM134 68H135V70H134ZM146 68V69H145ZM219 69V70H217V69ZM221 68V69H220ZM223 68H224V70H223ZM231 68V69H230ZM234 68V69H233ZM246 68H247V70L249 69H251L250 70V72H249V70H248V72H247V70H246ZM92 69V70H91ZM130 71V73L128 72V70ZM133 69V70H132ZM136 69H137V73H136ZM122 70H123V72H122ZM234 70H236V71H234ZM259 70H260V72H259ZM87 71H89V70H87ZM91 71H93V72H91ZM107 71H108V73H107ZM115 71V72H114ZM136 73H134V72ZM180 71V72H179ZM221 73H220V72ZM226 71H227V73H226ZM113 72V73H112ZM202 72H203V74H202ZM213 74H212V73ZM217 72V73H216ZM239 72V73H238ZM263 74H262V73ZM132 74V77H131V75H129V74ZM155 73V74H154ZM180 73V74H179ZM241 73V74H240ZM247 73V74H246ZM233 74V75H232ZM77 75V74H76ZM99 75V76H98ZM117 75V76H116ZM126 75H128V76H126ZM135 77H134V76ZM138 75L140 76V77H138ZM214 75V76H213ZM220 75V76H219ZM230 75H231V77H230ZM234 75H235V77H234ZM247 75V76H246ZM262 75H263V77H262ZM102 76V77H101ZM153 76V78H151ZM240 76V77H239ZM254 76V75H253ZM114 77V78H113ZM132 78L133 80H135L137 77L139 78V79H142L144 82H145V85H144V87H146V88H144L141 92H139V94H137L136 93V91H131V93L132 94H136L135 96L134 95H129L132 99L131 100H133L132 102L133 103H135V109L137 108V110H135V111H138V112H140V114L142 115L141 116V120H142V122H145V124H146V122L147 121H145V120H148V116L151 114H153V116H151V121L153 122V123H151V122H147V123H151V125L152 126H154V127H156L157 128V130H156V133H154V130L156 129V128H154L153 129V127L151 126L150 127V124H149V128H150V131H152L151 133L154 135L153 136V141L155 142V144H156V146L159 148H157L158 149V152L160 153V157H159V160H161V161H158V164H157V166H156V164L154 165V166H156V168L155 167H151L152 169H150L149 168V166H147L148 164L147 163H145V161L144 162H142V159L144 160V158H143V156L141 155V153H140V151L139 150H137V149H139V147L136 145V144H133L132 143V138L131 137H133V136H131L129 133L130 132H128L129 131V129H128V127H129V124L127 125V123L129 122L130 123V113H129V111H127L128 113H129V116H127L128 115V113H125L126 111V109H124V105H123V103H122V105H121V107H119V102H117V99H119L120 97L122 98L124 95H123V93L124 92H126L127 90H126V88L127 87H130L132 84H130L129 85V82H130V80H132V79H130V80H128L129 78ZM234 77V78H233ZM239 77V78H238ZM250 77H252V75L250 76ZM261 77V78H260ZM113 78V79H112ZM121 78V79H120ZM228 78H229V80L231 81H229L228 80ZM231 78V79H230ZM237 78V79H236ZM244 78V79H243ZM248 78V79H247ZM254 78H256L255 76H254ZM254 78H252V79H254ZM118 79V80H117ZM214 79H215V81H214ZM239 79V80H238ZM106 80H108V81H106ZM125 80H128V81H125ZM221 80V81H220ZM235 80H237V83L235 82ZM246 80V81H245ZM249 80V81H248ZM257 80V82H251V84H254V83H258V79H256ZM97 81V82H96ZM100 81V82H99ZM119 81V82H118ZM121 81H123L122 83H126L127 84V82H128V84L126 85V84H122L121 83ZM221 82V83H219V82ZM232 81L233 82H235V83H232ZM70 82H72L71 84L73 85H70V92H69V96L70 97H68V102H69V99H70V102H71V104H73V103H75L74 102V97L76 98V96H78L77 98H79L81 95H82V93L84 92V90H83V88H82V85L80 86V84H79V79L77 78V77H75V75H74V78L72 79V80H70ZM99 82V83H98ZM109 82V83H108ZM227 82H229V83H227ZM104 83V84H103ZM111 83V84H110ZM116 83H118L120 86H121V88L119 89V88H117L116 86H117V84ZM162 83V84H161ZM226 83V84H225ZM230 83H232V84H230ZM241 83V84H240ZM114 84H115V86H114ZM217 84V85H216ZM218 84H219V86L221 87V89L219 88V86H218ZM239 84V85H238ZM246 84V85H245ZM259 84H260V81H259ZM104 85V86H103ZM119 85H118V87H119ZM127 86L126 88L124 87V86ZM129 85V86H128ZM216 85V86H215ZM245 85V86H244ZM255 85V84H254ZM233 86V87H232ZM100 87V88H101ZM115 87V89H114V91H113V93L111 92L112 91V89ZM125 89H124V88ZM133 87V86H132ZM131 87V88H132ZM239 87H236L235 89H237V88H239ZM110 90H109V89ZM131 88H129V89H131ZM161 88V89H160ZM196 88V89H195ZM216 88V89H215ZM160 89V90H159ZM226 89H230V88H226ZM99 90H100V92H99ZM118 90H119V93H121L122 91V95L121 94H119L118 93ZM149 90V91H148ZM116 91H117V93L119 94V97H118V95H116ZM160 91V92H159ZM101 92H102V94H101ZM114 92H115V94H114ZM133 92H135V93H133ZM166 92H168V93H166ZM216 92V93H215ZM103 93L105 94V95H103ZM199 93H201V94H199ZM80 96H79V95ZM100 94L102 95V96H100ZM128 94H130V93H128ZM215 94V95H214ZM112 95V96H111ZM115 95H116V97H115ZM139 95V98L137 97ZM141 95V96H140ZM148 95V96H147ZM74 96V97H73ZM106 96V97H105ZM148 97V99H147V97ZM151 96V97H150ZM162 96V97H161ZM104 99H103V98ZM116 99H115V98ZM134 97L135 98H137V99H134ZM140 97H142V98H140ZM145 97V98H144ZM160 97V98H159ZM103 100H102V99ZM107 98V99H106ZM120 98V100L122 101V99ZM151 98V102H150V99ZM158 98V99H157ZM96 99H97V97H96ZM111 99H113V100H111ZM148 100L151 104H152V106L151 107H153V110H157V111H154V112H157L156 114L158 115H154V113H146L145 112V110H144V108H145V105L147 104L146 103V101H144V100ZM210 99V100H209ZM216 99V100H215ZM228 99V100H227ZM73 102H72V101ZM217 100H219V102H220V105H219V102H217ZM99 101V100H98ZM102 101L104 102L103 104H101L102 103ZM115 101V102H114ZM125 101V100H124ZM147 101V102H148ZM156 101V102H155ZM174 101V102H173ZM224 101H226V102H224ZM69 102V103H70ZM111 102H112V104H111ZM116 102H117V104H116ZM155 102V103H154ZM108 103V104H107ZM115 103V104H114ZM146 103V104H145ZM177 103V104H176ZM209 103V104H208ZM221 103H222V106L224 107H222L221 106ZM108 106H107V105ZM150 104V105H151ZM157 104L159 105V106H157ZM227 106H226V105ZM117 105H118V107H119V109L117 108ZM134 105V104H133ZM218 105H219V107H218ZM161 106V107H160ZM202 106V107H201ZM221 106V107H220ZM113 107H114V109H113ZM116 107V108H115ZM123 107V108H122ZM126 107V106H125ZM161 109H160V108ZM176 107V108H175ZM225 107H228L227 109L225 108ZM105 108V109H104ZM109 108V110L108 111H110L109 113H108V111H106L107 109ZM122 108V112H121V109ZM155 108H157V109H155ZM175 108V109H174ZM221 108H223V109H220ZM116 109V110H115ZM218 109V110H217ZM231 109V108H230ZM229 109V111H233V112H236V110L234 111L233 109H231L230 110ZM235 109V108H234ZM254 109V108H253ZM113 110V111H112ZM115 110V111H114ZM118 110V111H117ZM123 110H124V112H123ZM206 110V111H205ZM216 110V111H215ZM226 110V111H225ZM251 110V111H250ZM144 111V112H143ZM117 112H119V113H117ZM160 112V113H159ZM218 112V113H217ZM223 112H224V114H223ZM249 112H252L251 114H252V116L253 117H251V114L249 113ZM259 112H262V113H260V115H259ZM105 113H106V116H105ZM110 113H112L111 115H113L112 116V118H116V119H112V121H111V123H113V120H115V124L113 123V124H111L110 122H108L109 120H111V119H109V117L111 118V115H110ZM114 113V114H113ZM117 113V114H116ZM124 115H123V114ZM146 113V114H145ZM191 113V114H190ZM229 113H230V115H231V117H233L234 118V122H232L233 121V119H232V121H230V120H228V119H230V115H229ZM103 114V115H102ZM108 114V115H107ZM119 114V115H118ZM194 114V115H193ZM202 114V115H201ZM218 114V115H217ZM232 114H233V116H232ZM263 114V115H262ZM126 115V116H125ZM147 115V117H145ZM241 115V116H240ZM256 115H257V117H256ZM119 116H120V118H119ZM125 116V117H124ZM262 116V117H261ZM118 117V118H117ZM123 117V118H122ZM129 117V118H128ZM155 117H157V118H155ZM223 117V118H222ZM229 117V118H228ZM246 117V118H245ZM251 117V118H250ZM260 117V118H259ZM107 118V119H106ZM159 118V119H158ZM242 118H245V119H242ZM247 118L250 120H247ZM258 118V119H257ZM121 120V121H119V120ZM188 119V120H187ZM220 119H222V120H220ZM235 119H236V122H235ZM242 119V121H243V124H242V122H240V120ZM101 120H102V122H101ZM185 120V121H184ZM228 120V121H227ZM247 120V121H246ZM261 120V121H260ZM127 121V122H126ZM148 121H150V120H148ZM220 121V122H219ZM223 121H224V123H223ZM257 121V122H256ZM105 122V123H104ZM119 124H118V123ZM168 122V123H167ZM175 122V123H174ZM231 124H230V123ZM240 123V125L238 124V123ZM246 124H245V123ZM255 122V123H254ZM261 122V123H260ZM103 123V124H102ZM109 123V124H108ZM124 123V124H123ZM155 123V125H153ZM180 123V124H179ZM203 123V124H202ZM215 123V124H214ZM228 123H229V125L231 126V127H228ZM232 123H233V127H234V129L232 128ZM235 123H237V125L235 124ZM172 124V125H171ZM198 124H200V125H198ZM107 125H109L108 127H107ZM188 125V126H187ZM192 125V126H191ZM202 125V126H201ZM115 126V127H114ZM118 126V127H117ZM122 126V127H121ZM146 126H147V124H146ZM161 126V127H160ZM223 126V127H222ZM227 126V127H226ZM237 126V127H236ZM119 129V131H118V129ZM124 127V128H123ZM148 127V126H147ZM176 127V128H175ZM194 127V128H193ZM240 129H239V128ZM241 127H243V128H241ZM253 127V128H252ZM160 128V129H159ZM174 128V129H173ZM198 128V129H197ZM227 128H232L231 129V132H230V130L228 129V133L226 132L227 131ZM238 128V129H237ZM250 128V129H249ZM108 129V132L106 131V130ZM111 129V130H110ZM113 129V130H112ZM202 129V130H201ZM207 129H209L208 131H207ZM215 129V130H214ZM115 130V131H114ZM159 130H160V132H159ZM170 130V131H169ZM200 132H199V131ZM205 130V131H204ZM235 130V131H234ZM239 130V131H238ZM244 130V131H243ZM253 130H255L254 132H253ZM101 131V130H100ZM165 131V132H164ZM213 131V132H212ZM240 131H241V133H240ZM247 131V132H246ZM249 131V132H248ZM101 132V133H102ZM115 132L117 133V134H115ZM119 132H120V134H119ZM190 132V133H189ZM202 132V133H201ZM245 132V133H244ZM122 133V134H121ZM176 133V134H175ZM184 133V134H183ZM197 133H199V134H197ZM233 133H234V135H233ZM244 133V134H243ZM248 135H247V134ZM107 134V135H106ZM129 134V135H128ZM188 134V135H187ZM203 134H205L206 136H203ZM221 136H220V135ZM232 134V135H231ZM116 135H117V137H116ZM120 136V139H118L119 138V136ZM186 135V136H185ZM214 138L215 136H217V137H215L214 139L213 138H211V136ZM236 135V136H235ZM251 135V136H250ZM123 136V137H122ZM130 136V137H129ZM155 136H156V138H155ZM160 136V137H159ZM199 136H201V138L199 137ZM231 138H230V137ZM112 137L114 138V139H112ZM116 137V138H115ZM188 137H189V139H188ZM199 137V138H198ZM203 137H205V138H203ZM224 137L226 138V139H224ZM234 137V138H233ZM235 137L237 138L236 140H235ZM244 137H245V139H244ZM248 139H247V138ZM123 138H124V140H123ZM187 138V139H186ZM211 138V139H210ZM221 138H223V139H221ZM230 138V139H229ZM233 138V139H232ZM243 138V139H242ZM254 138V139H253ZM257 138H259V139H257ZM112 139V140H111ZM128 139V140H127ZM203 139V140H202ZM213 139V140H212ZM216 139V140H215ZM219 139H221V141L219 140ZM234 140V141H232V140ZM251 139V140H250ZM111 140V141H110ZM131 140V142H129ZM204 140H205V142H204ZM210 140H212V141H210ZM228 140V141H227ZM245 140V142H246V144H245V142H243ZM257 140V141H256ZM127 143H125V142ZM188 141V142H187ZM221 143H220V142ZM229 142L230 141V143L228 144L227 142ZM259 141V142H258ZM159 142V143H158ZM196 142H198V143H196ZM203 142V143H202ZM209 142V143H208ZM215 142V143H214ZM217 142H219V143H217ZM235 142H237L236 144H235ZM239 142H241L242 144H244V145H242L241 143H240V145H242V148L240 147V145H239ZM249 142V143H248ZM251 142V143H250ZM258 142V143H257ZM110 143V144H109ZM174 143V144H173ZM195 143V144H194ZM206 143V144H205ZM231 143H232V145H234V146H232L231 145ZM115 144V145H114ZM119 144V145H118ZM120 144H121V146H120ZM132 144V145H131ZM183 144V145H182ZM190 144H191V146H190ZM222 144V145H221ZM225 144V145H224ZM251 146H250V145ZM134 145V146H133ZM164 145H165V147H164ZM201 146V148L199 147L198 149H197V147L198 146ZM206 145V146H205ZM215 145V146H214ZM236 145V146H235ZM120 146V148H118ZM122 146H124V147H122ZM197 146V147H196ZM222 148H220V147ZM228 146V147H227ZM238 146V148H236ZM249 146V147H248ZM258 146V147H257ZM126 147V148H125ZM128 147L130 148L129 150H127L128 149ZM163 147V148H162ZM181 147V148H180ZM216 147V148H215ZM230 147V148H229ZM132 148V149H131ZM134 148V149H133ZM172 148V149H171ZM202 148L204 149V150H202ZM206 148V149H205ZM213 148H215V151H218L217 153L214 151V150H212ZM221 150H220V149ZM226 148H229V150L230 149H233V150H231V151H227L228 149H226ZM237 150H236V149ZM244 148V149H243ZM249 148H250V150H249ZM117 149H118V152H117ZM175 149V150H174ZM189 149V150H188ZM211 150L212 152H215V155L211 152V151H209V150ZM218 149V150H217ZM224 149H226V150H224ZM240 150V152H239V150ZM242 149V150H241ZM125 150H126V152H128V153H124L125 152ZM159 150H163V151H159ZM170 150V151H169ZM195 152H194V151ZM201 150V151H200ZM245 150H247L246 152H244ZM121 151V152H120ZM186 151V152H185ZM203 151H205V152H203ZM219 151H221V153L219 152ZM132 152V153H131ZM194 154H193V153ZM200 152V153H199ZM211 152V154H209ZM231 152V153H230ZM238 152V153H237ZM243 152V153H242ZM117 153H119V154H116ZM140 153V154H139ZM165 153L167 154V155H165ZM188 153V154H187ZM198 153V154H197ZM225 153V154H224ZM227 153H229V154H227ZM124 154V155H123ZM134 154V155H133ZM136 154V155H135ZM223 154H224V156H223ZM237 154H238V156H237ZM241 154V155H240ZM252 154V155H251ZM131 155H133V156H131ZM141 155V156H140ZM190 155V156H189ZM191 155H192V157L194 158H191ZM205 155V156H204ZM209 155V156H208ZM210 155H211V157H210ZM246 155V156H245ZM119 158H117V157ZM132 158H131V157ZM140 156V157H139ZM164 157V158H162V157ZM174 156V157H173ZM176 156V157H175ZM198 156H200V157H198ZM230 156V157H229ZM243 158H242V157ZM245 156V157H244ZM248 156V160L249 159H252V160H254V161H252V160H250L251 162H249L248 160H246L247 157ZM255 157V158H253V157ZM257 156V157H256ZM261 156V157H260ZM128 157V158H127ZM130 157V158H129ZM135 157L137 158V160H135ZM167 157H168V160L169 161H167ZM185 157V158H184ZM196 157V158H195ZM206 157H208V161H207V158ZM225 157V158H224ZM241 157V158H240ZM164 159L163 161L165 162H163L162 161V159ZM175 158V159H174ZM180 158V159H179ZM189 158V159H188ZM203 159V163H205V164H203V163H201V161H200V159ZM210 158V159H209ZM256 158H258V160H256ZM259 158H260V160H259ZM112 159V160H113ZM116 159L118 160V161H116ZM129 161H127V160ZM130 159V160H129ZM139 159V160H138ZM172 161H171V160ZM193 159V160H192ZM201 159V160H202ZM228 159H229V161H228ZM234 159V160H233ZM242 159H244V160H241ZM125 160V161H124ZM166 160V161H165ZM183 160V161H182ZM205 160H206V162H205ZM227 160V161H226ZM231 160H233V162L231 161ZM263 160V161H262ZM134 161V162H133ZM139 161V162H138ZM199 161V162H198ZM247 161V162H249V163H247L246 162V165L247 166H245L244 165V163ZM257 163H256V162ZM260 161V162H259ZM123 162H125L126 164H128L127 166H126V164H124V166H123ZM131 162V163H130ZM133 162V163H132ZM137 162V164L138 163H140V164H135ZM160 162H162V163H160ZM173 163V165H172V163ZM223 162H225V163H223ZM231 162V163H230ZM239 162V163H238ZM241 162H243L241 165H240V163ZM252 162H253V165H251L250 166V164H252ZM254 162H255V164H254ZM130 163V164H129ZM144 165H143V164ZM166 163H168V164H166ZM171 163V164H170ZM183 163V164H182ZM228 163V164H227ZM239 165H238V164ZM261 164V165H259V164ZM145 164H147V165H145ZM159 164H161L160 165V167H159ZM178 164V165H177ZM193 164V165H192ZM203 164V165H202ZM206 164H208V165H206ZM211 164V165H212ZM226 164H227V166H226ZM249 164V165H248ZM130 165V166H129ZM133 165V166H132ZM139 166L137 169H135V168H133L134 166ZM142 165V166H141ZM164 165V166H163ZM187 165V166H186ZM244 165V166H243ZM119 166H121V167H119ZM123 166V167H122ZM146 166V167H145ZM181 166V167H180ZM207 166V167H206ZM224 166V167H223ZM239 166V167H238ZM241 166V167H240ZM103 167H102V171H103ZM114 167H116V169L117 170H120V171H116V169L114 168ZM119 167V168H118ZM141 167V168H140ZM161 169V170H158L159 168ZM202 167V168H201ZM212 167H214L213 165L211 166V168ZM235 167V168H234ZM238 167V168H237ZM245 167V168H244ZM122 168H124V170L122 169ZM127 168V169H126ZM131 168H133V169H131ZM140 168V169H139ZM149 168V169H148ZM189 168V169H188ZM210 168V169H211ZM245 170H244V169ZM251 168L252 169V171L251 170H249V169ZM111 170V173H110V170ZM121 169L123 170V171H121ZM157 169V170H156ZM174 169V170H173ZM176 169H178V170H176ZM187 169V170H186ZM202 169V170H201ZM204 169V170H203ZM206 169H207V171H206ZM240 169V170H239ZM107 170H109V171H107ZM140 170V171H139ZM147 170H151V172H153V173H156V174H158L160 171H161V173H159L160 174V176H159V174L158 175H156L155 174V176H153V177H155V179L156 178H158V179H156V180H152L151 178H153L152 177V175L151 174H153V173H149V171H147ZM208 170H209V172H208ZM243 170V171H242ZM135 171V172H134ZM174 171V172H173ZM179 171V172H178ZM181 171H182V173H181ZM193 171V172H192ZM203 171V172H202ZM109 172V173H108ZM120 172H124V174L123 173H120ZM163 172H164V174H163ZM177 172V174H175ZM206 174H205V173ZM208 172V173H207ZM244 172V173H243ZM248 172H250V173H248ZM166 173V174H165ZM171 173H172V175H171ZM178 173H180V174H178ZM187 174V176L189 177V179L191 180V181H189V179H188V177H187V179H188V181H186L187 179H186V175H183V174ZM195 174V176L196 177H194V174ZM198 173H199V175H198ZM204 173V174H203ZM242 173V174H241ZM247 173V174H246ZM101 174H102V172H101ZM101 174H100V177H99V180H101V182L103 183V184H105L104 185V187H106V188H104V189H106V192H107V190H109L107 193L106 192H103V194L105 193V194H107V195H105V196H107V198H109L112 202V204L113 205H115L116 203V205L115 206H117V208H118V210L119 211H123V209H124V212H126L128 215L129 214H134V216H135V214H136V216L138 215H141V216H143V208H142V212H141V214H139V211L141 210V208L139 207V206H141L142 207V205H141V203H135L134 202V200H133V197L134 198H137V201H138V196H140V194H139V192H138V194L137 193H135L137 190H135L134 192H133V190H131V189H133L132 187H134V185H132V184H129V186H131L132 185V187H131V189H130V191H132L131 192V194L128 192V193H125V192H122V189L119 187V188H116L117 186H115V185H113V184H110L109 182H107L106 181V177H104V172H103V174H102V178H101ZM137 174V173H136ZM135 174V175H136ZM144 174V176H142ZM151 176H150V175ZM190 174V175H189ZM209 174V175H208ZM239 174H241V175H239ZM109 175V176H110ZM116 175V174H115ZM121 175V176H120ZM128 175H130L129 173H127V175L125 174V176H128ZM149 175V176H148ZM166 177H165V176ZM174 176L173 178L171 177V178H169L170 176ZM180 175V176H179ZM233 175H235V176H233ZM245 175V176H244ZM110 176V177H111ZM125 176H123V177H125ZM134 176V175H133ZM145 176H147V179H146V177ZM163 176V177H162ZM179 176V179L177 178V177ZM198 176V177H197ZM208 176V180H207V178L205 179V177H207ZM104 177V178H103ZM143 177H145V179L146 180H144L143 179ZM148 177H151V178H148ZM160 177H162V178H160ZM176 177V178H175ZM168 180H167V179ZM175 178V179H174ZM180 178H182L183 179V182L181 183V181H182V179H180ZM210 178V179H209ZM240 179V180H238V179ZM253 178V179H252ZM118 179H122V178H118ZM154 179V178H153ZM166 179V180H165ZM170 179V180H169ZM173 181H172V180ZM180 181V184H181V186L179 185V184H177V181L178 180ZM103 180H104V182H103ZM151 180V181H150ZM165 180V181H164ZM177 180V181H176ZM175 181V183H173ZM192 181H194V182H192ZM212 183L211 185H212V187L211 186H208V184L210 185V182ZM143 182V183H144ZM157 184H156V183ZM168 184H167V183ZM185 182H187V183H185ZM191 182V183H190ZM238 182V183H237ZM246 182V183H245ZM106 183H107V186H106ZM145 183H144V185H145ZM161 183H162V185H161ZM179 183V182H178ZM193 183V184H192ZM195 183V184H194ZM201 183H202V185H201ZM241 183H243V184H241ZM110 186H109V185ZM172 184H174V186L172 185ZM176 184V185H175ZM193 186H192V185ZM214 184V185H213ZM111 185H112V187H111ZM153 185V186H152ZM185 186V187H183V186ZM189 185V186H188ZM191 185V186H190ZM197 185V186H196ZM157 186V187H158ZM162 186V187H161ZM177 186V187H176ZM179 186V187H178ZM111 187V188H110ZM174 187V188H173ZM180 187H182V189L183 190H181L180 191ZM194 187H196V188H194ZM211 189H210V188ZM130 188V187H129ZM166 189V190H164V189ZM167 188L169 189L168 191H167ZM188 188V189H187ZM190 188V189H189ZM192 188V189H191ZM118 189H121V190H118ZM175 190V192H174V190ZM186 189V190H185ZM179 190V191H178ZM188 190V191H187ZM190 190V191H189ZM199 190V191H198ZM213 191V194L211 193L212 191ZM215 190V191H214ZM250 190V191H251ZM105 191V190H104ZM117 191V192H116ZM129 191V190H128ZM151 191H153V192H155V193H153V192H151ZM170 192V193H168V194H166L167 192ZM195 191H197V192H195ZM208 192L209 191V193H211L212 195H213V197H212V195L211 194H209L208 193V199H206V200H209V201H207V203L209 204V205H206L205 203H204V201H205V199H202L201 197H200V199H199V194H200V192ZM114 192V193H113ZM142 192H141V194H142ZM156 192H157V194L159 193V197H157V194H156ZM183 192V193H182ZM192 192H194V193H192ZM206 192V193H207ZM122 193V194H121ZM133 193V194H132ZM151 193H152V195H151ZM175 193V194H174ZM196 193H197V195H196ZM216 193V194H215ZM134 194H135V196H134ZM164 194V195H163ZM121 195V196H120ZM127 195H130L129 197L127 196ZM138 195V196H137ZM143 195V194H142ZM151 195V196H150ZM183 195V196H182ZM194 195L196 196V197H194ZM209 195H210V197H209ZM215 195V196H214ZM111 196H112V198H111ZM120 198H119V197ZM132 196V197H131ZM164 196V197H165ZM179 196V195H178ZM217 196V197H216ZM122 197H123V199H122ZM145 197V196H144ZM163 197V198H164ZM206 197H207V194H206ZM205 197V198H206ZM214 197H216V200H215V198ZM119 198V199H118ZM126 198H128V199H126ZM183 198V199H184ZM196 198V199H195ZM218 198V199H217ZM112 199H114V200H112ZM130 199V200H129ZM132 199V200H131ZM154 199V200H153ZM160 199V200H159ZM187 199V200H186ZM116 200V201H115ZM123 200V201H122ZM136 200V199H135ZM195 200V201H194ZM152 201H154V202H152ZM211 201V202H210ZM217 201V203L218 204H215V202ZM156 202H157V205H156ZM161 202V203H160ZM196 202V203H195ZM186 203L184 202V204L186 205ZM121 205V206H120ZM131 205V206H130ZM134 205V206H133ZM160 205V206H159ZM211 205V206H210ZM126 206V207H125ZM133 206V207H132ZM138 206V207H137ZM162 206V207H161ZM197 206H199V208L197 207ZM124 207V208H123ZM137 207V208H136ZM214 207V208H213ZM160 208V209H159ZM162 208H165V209H163V210H161ZM212 208H213V210H212ZM120 209H122V210H120ZM130 209V210H129ZM139 209V210H138ZM157 209V210H156ZM159 210V211H158ZM195 210V211H194ZM197 210V211H196ZM207 210H208V212H207ZM128 211H129V213H128ZM132 211H135V212H133V213H131ZM157 211H158V213H157ZM163 211V212H162ZM170 210H168V212H169ZM211 212V213H210ZM156 213H157V215H156ZM160 213V214H159ZM171 213V212H170ZM173 213V212H172ZM171 213V214H172ZM131 215H129V216H131ZM159 215V216H158ZM260 215V214H259ZM133 216V215H132ZM132 217V218H135V217ZM154 218V219H155ZM159 218V219H158ZM134 220V219H133ZM159 220V221H158ZM134 221H136V220H134ZM164 223V224H163ZM144 224V225H143ZM142 225L144 226V229H145V231H147V232H145V233H147V234H150V232H152V231H150L152 228H151V225H149V224H145L144 222L142 223ZM146 225V226H145ZM166 227H165V226ZM105 227H106V225H104ZM143 226H142V228H143ZM144 229H143V231H144ZM150 229V230H149ZM165 229V230H164ZM167 229V230H166ZM164 230V231H163ZM159 232V233H158ZM163 232V233H162ZM169 232V231H168ZM159 234L161 235V234H163L162 236H160L159 237ZM134 236V237H133ZM135 236H136V238H135ZM130 237L132 238V240H130ZM165 237V238H164ZM128 238V239H127ZM135 239V240H134ZM159 241H158V240ZM164 239H165V241H164ZM128 240V241H127ZM136 240H138L137 242H136ZM123 241H126V242H123ZM135 241V242H134ZM130 242V243H129ZM163 242H165L166 243V245H165V248L164 249H166V250H164L163 249ZM130 245H129V244ZM142 243V244H141ZM170 243V246L168 245ZM155 245V247H154V245ZM157 244V245H156ZM122 245V246H123ZM87 250H88V260H89V264H100V262L98 261V259L95 257V254H94V251H93V248H92V246L90 245V243L88 242V244H87ZM125 246H123V247H125ZM150 247V248H148V250H147V247ZM167 246H169V248H167ZM150 250H155V251H153V255L154 256H149L150 254ZM163 250V251H162ZM168 250H170V251H168ZM132 251V252H131ZM149 252V253H148ZM156 253V254H155ZM146 254V255H145ZM143 255V256H142ZM156 255V256H155ZM167 255V256H166ZM155 257V258H154ZM136 258V259H135ZM140 259V260H139ZM155 259V260H154ZM157 259V260H156ZM143 260V261H142ZM167 260V261H166ZM139 261H140V263H139ZM150 261V262H149ZM164 261V262H163ZM172 262V263H171ZM151 263V264H152Z\"/></svg>",
    "mask_w": 264,
    "mask_h": 264
}]
</instances>
